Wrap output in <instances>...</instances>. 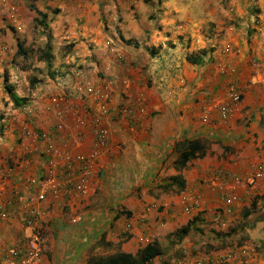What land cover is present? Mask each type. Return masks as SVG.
I'll return each instance as SVG.
<instances>
[{
	"label": "crops",
	"instance_id": "obj_1",
	"mask_svg": "<svg viewBox=\"0 0 264 264\" xmlns=\"http://www.w3.org/2000/svg\"><path fill=\"white\" fill-rule=\"evenodd\" d=\"M26 1L0 0V30L26 29L19 21L30 16ZM32 2L30 21L38 33L47 34L50 19L69 11L74 38L54 47L46 40L40 46L48 45V53L37 58H30L27 45L15 51L21 61H40L45 81L57 84L43 88L22 70L24 76L13 77V68L4 76L10 89L8 94L3 88L4 96L0 92V262L22 245L29 233L23 218L31 210L44 211L36 223L42 239L38 264H89L118 250L133 253L161 233L174 243V230L187 223L209 226L224 219L226 192L236 196L233 206H240L242 189L233 187V177L248 169L264 174V0H199L198 6L194 0ZM224 47L228 51L222 52ZM70 58L81 67H69ZM7 73L17 85L8 82ZM229 83L239 100L221 119L219 106L227 101ZM85 85L97 93L109 91L103 109L85 94L75 97ZM67 93L72 98L59 107L61 117L46 112L48 96ZM123 102L130 106L126 115ZM77 119L84 123L77 126ZM94 121L109 131L84 193L63 186L55 197L46 190L38 200L45 179L52 175L63 182L67 160L76 168V156L92 149ZM191 141L197 143L193 155H202L179 169V152ZM48 145L60 156L49 153ZM177 175L184 182L181 190L172 182ZM75 216L81 220L72 222ZM189 236L167 251L181 254L162 264H176V258L194 264L224 251L194 252Z\"/></svg>",
	"mask_w": 264,
	"mask_h": 264
},
{
	"label": "rangeland",
	"instance_id": "obj_2",
	"mask_svg": "<svg viewBox=\"0 0 264 264\" xmlns=\"http://www.w3.org/2000/svg\"><path fill=\"white\" fill-rule=\"evenodd\" d=\"M47 3V2H46ZM164 3V2H162ZM195 6L199 5V0H194ZM26 4L28 5V11H29V15L30 16H35V11H33V9H35L34 7V3L32 2V0H28L26 1ZM37 5V4H36ZM32 6V7H31ZM193 7V6H192ZM165 9H162L161 11H163ZM194 11H200V8L197 7ZM43 12V10H42ZM30 16H28V20H19L21 23V27L20 28H26L24 29V31H15L12 34H10L11 32H4V30H0V92L1 94H3L4 96V91L3 88L5 89V91L9 94V89L10 86L5 84V77L6 76V71L9 72L11 68H13L12 73H14V77L15 76H24V72H26L28 77L33 78H37V85L41 87L43 86V84L45 85L46 88V84L45 83H49L52 82L53 84H57L54 80H50L47 82L45 81L46 78V71H45V66H43L41 63L39 64L38 62L34 63L35 65H32L30 62H28L25 58L23 59V61L19 60L20 56L15 55V51L19 50L22 48V45H27L28 47V55L30 56V58H34L37 56H39L40 53H43L44 51H47V49L44 47H41L40 45H42L43 42H45L46 40L49 41V44L51 47H54L55 44L57 46V44H61V42L63 41L64 43L69 42L70 40H73V35L74 33H72L73 30H71V28L69 27L70 24V20H69V11H67V13L65 12L62 16L61 19L55 18V16L53 17V19H50V26L52 28L49 29V32L46 34L43 30L39 31V33L37 32L36 29V25L34 24V22L32 23V21H30ZM37 17V22H40L41 26L44 25V20H40V15L36 14ZM59 16V15H58ZM67 18H65V17ZM42 19V18H41ZM66 19V20H65ZM79 31H81V28L78 29ZM7 33V34H6ZM22 44V45H21ZM89 43L87 44V47L89 46ZM40 48H37L39 47ZM37 48V49H35ZM96 48V47H95ZM59 50V49H58ZM9 51V53H8ZM91 51V50H90ZM89 51V52H90ZM5 52V54H4ZM12 52V53H11ZM90 56V53H88ZM13 55V57H12ZM3 56H6L7 60H5V58H3ZM11 56V57H10ZM79 61H84L82 59L81 55H77L76 56ZM19 60V61H17ZM26 60V61H25ZM31 61V60H30ZM69 62V67L73 68V67H81L79 65H77V61L74 60V58H70L68 61ZM54 65V64H53ZM52 65V66H53ZM84 66V65H82ZM84 68L86 69L87 67L84 66ZM96 68V66H95ZM22 70V71H21ZM77 71L79 70H75L73 72V74H75ZM8 74V73H7ZM42 74H45L43 76H41ZM59 74H61L60 72L56 71V76H58ZM11 73L8 74V79L12 85H17L18 84V79H12ZM55 76V77H56ZM5 78V79H4ZM64 76L62 78H57L58 79V86L61 85L59 84L64 83L63 79ZM25 88V86H24ZM90 88L92 91L93 90H97V89H93V86H87L85 85L84 88L81 90H79V92H74L75 93V97L77 98L78 94H87L86 93V89ZM26 89V88H25ZM227 90H225L224 95H225V100L228 101L227 98ZM1 97V96H0ZM2 98V97H1ZM49 102L48 104H46V108H44L46 110L47 113L51 114V116H54V118H59L61 117V111L59 110V107L62 106L63 102H67L72 98L71 94H66V95H50L48 96ZM225 101V102H227ZM224 102V103H225ZM0 103H2V101H0ZM70 103V102H69ZM223 103V104H224ZM232 103V102H231ZM98 104V103H96ZM233 106L235 105V103H232ZM100 105V104H99ZM105 105V104H104ZM222 106V104L219 106V108ZM125 107L124 102L122 104H120V109ZM230 113H228L225 117H221V119H225L227 117H229ZM204 115L201 116V121H204L205 117L203 118ZM203 118V120H202ZM77 126L82 125L84 123V121L82 119H77L76 120ZM94 124L97 125L94 128V144L92 146V149L87 153V154H78L76 156V158H78L79 156H83L86 161L87 164L89 165V171L92 170V161L98 156V155H102L105 152H103L106 148V144H107V137H108V128L101 125L98 122L94 121ZM57 125L59 126L60 123H57ZM103 131L105 133V139L100 142L99 141V131ZM97 142L103 147L102 149H99V145L97 144ZM96 147V148H95ZM48 149H49V153L55 154L57 153L55 156L59 157L60 153L59 151H57L53 146L48 145ZM67 158H68V153H67ZM67 162L74 166L73 163H71L69 160H67ZM77 168H72L74 169V171L72 172V175L70 178L66 177L65 175V179L63 180V182H57L55 179L56 177L50 175L48 178L53 179L55 181L56 184H58L56 187V191H52L51 189H49L48 191L50 192V194L55 197L56 195H58L60 189L65 186L69 190H71L72 192H74L72 190V185L69 184V182L71 181L73 184L77 181L78 178V171ZM250 168H255L253 166H250ZM253 169H248L246 172H244L243 177L247 174H249L250 172H252ZM253 173V172H252ZM254 173H258L259 177L257 178V182L256 185L251 188V189H246L247 191H249V193H245L243 190H240V201L241 204L238 207H234L233 206V212L230 214V216H228V220L227 218L222 219L220 217H218L217 219H214L211 221V224L209 226H194V225H190V229L188 230V234L190 235V241H191V245L194 248V252H200V253H204V254H209L210 252H212L213 249L216 250H224L223 252L218 253L216 256H211V255H206V257L203 258L204 261L209 260L211 262V264H226V263H218L216 261V258L224 253L226 250L232 249L235 250L237 249L239 246L243 245L246 248H251L253 250V260L250 262H255V264H264V174L262 175V172L260 170L254 171ZM90 174V172H89ZM239 175V176H241ZM262 175V176H260ZM89 176V175H88ZM85 177V181L87 180L86 176ZM248 188V187H247ZM162 206V205H160ZM41 213V217H43L44 215V211L40 210ZM246 212L245 215H243V213ZM77 217H79V220H81L80 216H75L72 218V220L76 219ZM71 220V221H72ZM77 221V220H76ZM76 221H72V222H76ZM77 221V222H78ZM222 223V224H221ZM200 227H202L203 229L207 230L210 235L207 236L205 233L198 232V229H200ZM39 238H40V251L42 250V239L40 237V233L37 229ZM200 233V234H199ZM161 238L158 240L159 244H161V246L163 248H166V251L168 250H174L176 249L179 245L174 242V243H170L169 241H167V239L165 238V235L163 233H161V235H159ZM151 239V238H150ZM175 239V236H174ZM174 241V240H172ZM145 244V243H144ZM140 247V246H139ZM202 253V254H203ZM41 254V252H40ZM41 256V255H40ZM92 258H94L95 256H91ZM173 257H169V261L172 259ZM159 262H161L160 264L164 263V261L162 260H167V257L165 255H162L161 257L157 258ZM195 263V261H193ZM210 262H206V264H210ZM252 263V264H253ZM235 264V263H234Z\"/></svg>",
	"mask_w": 264,
	"mask_h": 264
},
{
	"label": "built area",
	"instance_id": "obj_3",
	"mask_svg": "<svg viewBox=\"0 0 264 264\" xmlns=\"http://www.w3.org/2000/svg\"><path fill=\"white\" fill-rule=\"evenodd\" d=\"M228 51L227 47H224L222 52ZM227 98L228 101L222 104L220 107V116L225 117L228 113H231L233 104L237 103L239 100V95L237 94L232 83H229L227 86ZM97 90H91L90 88L86 89V97H90L93 99L95 103L100 104V108H104V104L106 100L109 98V91L107 89H103L100 93L96 92ZM232 102V103H231ZM124 115H126L130 106L127 105L120 109ZM205 116H203L204 118ZM202 118V120H203ZM205 120V119H204ZM99 141L102 142L105 139V133L103 131H99ZM78 161V178L77 181L73 184L71 181L69 182L72 185V190L74 193H81L85 191V177L89 175V165L87 164L86 159L83 156H79L77 158ZM71 165L66 169L65 175L70 178L72 175ZM259 177L258 173H252L245 175L243 178L239 176L233 177V181L238 184L242 183L246 189H251L256 185L257 178ZM58 184L55 183L53 179L47 178L40 184V191L37 193L36 197L38 200H42L45 196L46 190L51 189L53 192L56 191V187ZM248 187V188H247ZM247 193V192H246ZM236 199V196L231 194V192H226L223 197V216L224 219L230 216L233 212V203ZM40 210H31L27 216L23 218L24 225L27 229H29V233L25 236L23 243L21 246L17 245L15 248L10 249L7 254H5L4 259L0 262V264H38L40 262V238L36 229V223L41 216ZM78 221L79 217L72 221ZM222 224V223H221ZM23 225V226H24ZM152 239H145L146 242H150ZM253 260V250L251 248H246L241 245L237 249L226 250L224 253L220 254L216 261L218 263H226V264H252L250 262ZM194 264H201L200 261L195 262ZM255 264V262L253 263ZM263 264V263H262Z\"/></svg>",
	"mask_w": 264,
	"mask_h": 264
},
{
	"label": "trees",
	"instance_id": "obj_4",
	"mask_svg": "<svg viewBox=\"0 0 264 264\" xmlns=\"http://www.w3.org/2000/svg\"><path fill=\"white\" fill-rule=\"evenodd\" d=\"M46 47H47L46 48L47 51H44V52L48 53L49 46L46 45ZM18 51L19 50H17L16 52H18ZM47 70H49L48 66H47ZM32 80H34V79H32ZM34 81H32L31 84H33ZM195 146H197V143L195 141H191L188 143L187 148H185L184 150H181L179 152L178 158L176 160V165L179 167V169H181L191 157L202 155V152L197 153V155H195V156L193 155L194 152L192 151V149ZM181 179H182L181 176L177 175L173 178V181H172L174 184L177 181L176 184H177V186H179V190H181L182 187H184L183 179L182 180ZM182 182H183V185H182ZM169 184H170V182H169ZM169 184H164L163 187L168 186ZM245 214H246V212L243 213V215H245ZM189 227H190V225H189V223H187V224L180 226L174 230V236H175V239H177L175 242L181 241L183 237L188 235V233H189L188 230L190 229ZM178 253L181 254L179 251H174L171 254H167L166 248H163L161 246V244H159L158 240L153 239L150 242H146L145 244L138 247L135 250V252H133V253L118 250L112 254L101 255V256L96 257L92 260L90 259L89 264H153L154 260L157 259L158 257H161L162 255L169 257L173 254H178ZM176 260H177L176 264L181 263L179 258H176ZM194 261L195 262L200 261L201 264H206V262H210L209 260L204 261L203 258H201V257L195 259ZM210 264H211V262H210Z\"/></svg>",
	"mask_w": 264,
	"mask_h": 264
},
{
	"label": "bare ground",
	"instance_id": "obj_5",
	"mask_svg": "<svg viewBox=\"0 0 264 264\" xmlns=\"http://www.w3.org/2000/svg\"><path fill=\"white\" fill-rule=\"evenodd\" d=\"M236 105V104H235ZM235 105L233 107H235ZM240 178H243V176H239ZM233 181V180H232ZM233 187L236 189L237 187H240L242 189V191L244 190V192L246 193H249V191L246 190V187L242 184V183H238L236 184L234 181H233Z\"/></svg>",
	"mask_w": 264,
	"mask_h": 264
},
{
	"label": "clouds",
	"instance_id": "obj_6",
	"mask_svg": "<svg viewBox=\"0 0 264 264\" xmlns=\"http://www.w3.org/2000/svg\"><path fill=\"white\" fill-rule=\"evenodd\" d=\"M4 54H5V52H4ZM13 77H14V73H13Z\"/></svg>",
	"mask_w": 264,
	"mask_h": 264
}]
</instances>
